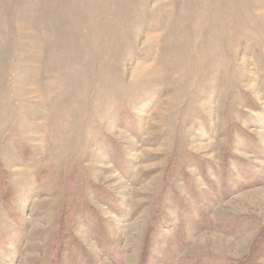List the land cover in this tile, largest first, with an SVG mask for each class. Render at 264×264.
Here are the masks:
<instances>
[{
  "label": "rangeland",
  "instance_id": "rangeland-1",
  "mask_svg": "<svg viewBox=\"0 0 264 264\" xmlns=\"http://www.w3.org/2000/svg\"><path fill=\"white\" fill-rule=\"evenodd\" d=\"M263 226L264 0H0V264H237Z\"/></svg>",
  "mask_w": 264,
  "mask_h": 264
},
{
  "label": "trees",
  "instance_id": "trees-1",
  "mask_svg": "<svg viewBox=\"0 0 264 264\" xmlns=\"http://www.w3.org/2000/svg\"><path fill=\"white\" fill-rule=\"evenodd\" d=\"M198 229L202 228L196 226ZM264 259V226L253 239L250 251L237 264H259Z\"/></svg>",
  "mask_w": 264,
  "mask_h": 264
}]
</instances>
